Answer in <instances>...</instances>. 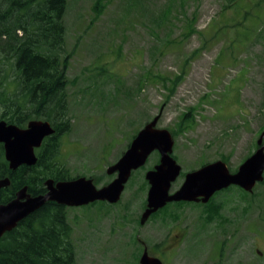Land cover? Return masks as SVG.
<instances>
[{
    "label": "rangeland",
    "instance_id": "1",
    "mask_svg": "<svg viewBox=\"0 0 264 264\" xmlns=\"http://www.w3.org/2000/svg\"><path fill=\"white\" fill-rule=\"evenodd\" d=\"M182 1L183 8L179 0H101L97 13L95 0H67L69 121L60 158L70 176L109 183L107 167L154 117V127L171 134V156L181 166L169 192L205 163L222 160L234 172L257 149L264 132V0ZM193 15L197 30L186 35ZM183 115L189 119L178 129ZM158 161L154 150L107 212L102 201L65 208L79 264H139L136 237L148 246L159 241L151 233L160 221L138 225L144 174ZM238 188L212 196L207 242L164 264H264V171L251 191Z\"/></svg>",
    "mask_w": 264,
    "mask_h": 264
},
{
    "label": "trees",
    "instance_id": "2",
    "mask_svg": "<svg viewBox=\"0 0 264 264\" xmlns=\"http://www.w3.org/2000/svg\"><path fill=\"white\" fill-rule=\"evenodd\" d=\"M179 3L183 8V1ZM94 4L97 13L101 12L98 8L101 0H95ZM66 7L67 0H0V113L4 112L2 117L8 123L20 127L31 119H44L56 127L45 140L39 159L42 178L51 177L55 181L75 177L69 175L60 158V135L69 121ZM169 9L168 5L162 15ZM194 23L193 15L188 20L186 35L196 32ZM187 61L188 57L184 59ZM188 119L183 115L178 129ZM54 157L57 169L52 172L50 164ZM65 208L46 202L5 232L0 237V264H79Z\"/></svg>",
    "mask_w": 264,
    "mask_h": 264
},
{
    "label": "water",
    "instance_id": "3",
    "mask_svg": "<svg viewBox=\"0 0 264 264\" xmlns=\"http://www.w3.org/2000/svg\"><path fill=\"white\" fill-rule=\"evenodd\" d=\"M157 117L146 123L133 137L127 149L113 164L106 169L107 174L116 172V176L106 185L96 187L93 180L86 176L54 181L46 180L47 192L30 197L25 194V187L17 192L16 198L6 204H0V237L14 228L20 220L41 207L46 200H53L63 206H81L96 200L117 202L124 189L131 171L144 165L148 155L156 150L159 161L152 169L145 172L148 182L146 209L140 222L167 202L180 200L203 201L215 192L230 185L251 191L262 180L264 171V145L262 132L256 141L257 149L248 156L234 172H229L222 160L209 162L199 168L186 172L180 186L169 192L171 182L179 175L181 166L171 156L172 136L166 129L155 128ZM54 128L47 120L31 119L25 128L0 120V142L4 144L5 158L10 168L21 163L34 164V148L40 146L43 138L54 133ZM7 179L2 180L6 182ZM1 181L0 186L3 184ZM140 264H162L157 257L148 255L144 248Z\"/></svg>",
    "mask_w": 264,
    "mask_h": 264
},
{
    "label": "flooded vegetation",
    "instance_id": "4",
    "mask_svg": "<svg viewBox=\"0 0 264 264\" xmlns=\"http://www.w3.org/2000/svg\"><path fill=\"white\" fill-rule=\"evenodd\" d=\"M3 113L4 112L0 113V120H4L6 123H8L2 117ZM40 120H44V119H40ZM27 123L28 121L26 122L25 126H23L22 128H25L27 126ZM51 126L54 128V130H56V127H54V125L51 124ZM49 136H45L40 146L34 148V154L36 156V162L34 164L28 165L25 163H21L15 168H10L9 161L5 158L4 144L3 142H0V183L2 180L7 179L6 182L2 181L3 184L0 186V204H6L9 201L16 198L17 192L23 187H25V194L30 197L43 195L47 192V186L45 182L47 179H50L51 177H47L46 179L42 178L43 166L39 164L40 161L39 159L43 155V151L40 152V150L43 147L45 140ZM44 167H47V165L44 164ZM50 169L52 170V172L56 171L57 169L56 157L53 158V163L50 164ZM108 175H113L115 177L116 172ZM15 182H17V184H15ZM214 194H212L207 201H203L202 197H199L197 198V200H192V201L180 200V201L167 202L163 207H160L156 211L150 213L146 218V220L143 223H141L140 219L144 210L146 209V205H145L140 216H138V225L139 227H141L144 224L151 221H153L152 223H154V220L156 223L160 221L161 225L155 227L154 229L155 232L151 233V235H153V237H157L156 235L157 232L158 234H160L161 238L158 239L159 240L158 242H154L152 245L148 246L145 244L144 240L138 239V237H136L137 234L135 227L133 231L136 237L135 243L138 244L137 242H139L140 245H142L141 246L142 250L139 255V258L144 248H146L149 256L159 258L162 261V264H164L167 260L174 258L177 255H179V257L181 258L184 256L183 255L184 253L187 255L186 257L190 256L193 253V251L196 249L195 248L196 246L200 245L202 242H207L206 241L207 239H205L204 236H207L208 238L210 237L212 231L211 223L216 216L215 215L216 213L214 211L216 206L215 202L210 204V200L212 199V196ZM96 201H102L104 204H106L108 208L102 212H107L108 210L114 208L119 200L114 203H111L107 200H96ZM46 202L58 204L53 200H46L44 203ZM170 203L174 205H169ZM64 207L76 208L80 206H64ZM185 208L191 211L190 212L191 215L186 218H185L186 211L182 212V210ZM161 210L163 211L160 212ZM83 214L86 215L89 213L84 212L82 213V215ZM70 221L74 223V217H72ZM19 222H17V224ZM69 225L71 226L70 223ZM191 228H193V231ZM208 228L211 231L209 230L207 232ZM179 249H181V252L179 251Z\"/></svg>",
    "mask_w": 264,
    "mask_h": 264
},
{
    "label": "bare ground",
    "instance_id": "5",
    "mask_svg": "<svg viewBox=\"0 0 264 264\" xmlns=\"http://www.w3.org/2000/svg\"><path fill=\"white\" fill-rule=\"evenodd\" d=\"M153 152V151H152Z\"/></svg>",
    "mask_w": 264,
    "mask_h": 264
}]
</instances>
